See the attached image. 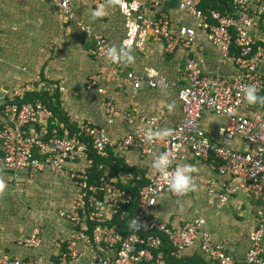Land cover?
I'll return each instance as SVG.
<instances>
[{
    "label": "built area",
    "instance_id": "obj_1",
    "mask_svg": "<svg viewBox=\"0 0 264 264\" xmlns=\"http://www.w3.org/2000/svg\"><path fill=\"white\" fill-rule=\"evenodd\" d=\"M66 20L74 22L91 43L90 55L98 62L125 73L134 89L144 83L149 89L174 88L181 104L182 119L168 128L171 134L148 142L145 132L161 130L155 118H138L118 110L110 101H103L105 123L113 124L119 116L128 123L136 122L130 133L111 140L105 130L90 122H68L75 130L58 120L40 100L24 101L27 93L55 96L63 91L57 82L36 78V83L12 87L0 101V165L12 177L24 174L64 176L77 190L69 210L60 214L70 224L68 237L58 246L57 259L43 262L40 258L18 260L0 255V264H171L163 246H170L169 256L183 261L185 253L198 248L199 258L206 264H236L223 243L214 241L204 215L184 220L169 227L154 214L158 199L164 195L183 197L169 190L171 175L187 160L205 163L212 172L204 195L214 206L222 207L237 195L250 198L255 208L246 264H264V103L249 105L243 88L255 85L264 96V0H229L223 11L202 10V0H179L178 11L184 22L177 23L162 12L156 0H121L119 12L124 20L122 45L143 50L150 39L162 44L165 54L185 52L178 82H169L154 69L142 75L126 71L124 65L112 64L105 53L111 43L94 33L76 18L72 0H45ZM100 5L105 0H88ZM201 35L220 52V63L234 68L233 78L203 73L190 50ZM91 79L99 95L104 89ZM204 112L228 118L218 131L222 140H238L243 149L211 140L201 125ZM89 148L107 158L109 152L124 154L136 150L153 158L167 152L170 158L168 175L155 173L133 193L134 184H124L103 172L92 178ZM135 202L136 212L129 218V207ZM137 220L139 230L129 227ZM23 248L42 246V232L17 243ZM181 264H192L183 262Z\"/></svg>",
    "mask_w": 264,
    "mask_h": 264
},
{
    "label": "crops",
    "instance_id": "obj_2",
    "mask_svg": "<svg viewBox=\"0 0 264 264\" xmlns=\"http://www.w3.org/2000/svg\"><path fill=\"white\" fill-rule=\"evenodd\" d=\"M120 1L105 0L100 4L104 6L105 14L98 19H92V12L100 5L88 0H72V6L78 20L119 48L125 36L124 20L118 9ZM156 1L161 4L162 12L172 16L177 23L184 22V16L178 11L179 0ZM91 47L77 25L66 20L47 1L0 0V89L4 84L12 88L36 83L37 77L47 82H57L63 87L59 94L60 110L68 122H90L104 129L111 140L126 136L136 122L128 123L123 116H119L113 124L107 125L103 106L105 100L112 102L118 110L134 115L136 121L138 118H155L161 130L172 127L182 119L181 104L174 88L149 89L143 83L140 89H134L123 71L91 57ZM131 54L135 59L124 66L126 71L142 75L152 68L169 82H178L185 52L165 54L162 44L153 38L143 50L131 48ZM190 55L199 60L203 73L228 78L236 75L233 67L220 63L218 49L200 34ZM91 79H97L104 89L102 95L97 93L95 87L89 86ZM223 121L227 123L228 118L204 112L201 125L211 140L230 147L245 148L236 139H219L218 131L226 124L218 123ZM109 157L121 159L133 171L119 169L114 173L110 166L103 164H99L98 169L109 172L110 176L124 184L143 186L156 173L151 158L140 155L136 150L124 154L111 151ZM184 164L195 168L192 176L196 187L189 192L191 198L189 195H164L153 208L154 214L169 227H177L184 220L204 215L207 229L211 232L215 228L214 236L225 239L231 234V227L224 228L218 225L219 221H213V227L211 225L216 215L214 207H221H211L205 203L204 188L212 177L211 170L205 163L190 159L180 166ZM0 185V255L7 254L22 261L35 258L45 263L55 261L58 246L68 237L70 230L69 222L60 214L69 210L77 196L72 182L64 176L50 174L35 177L21 174L14 178L0 165ZM172 198L174 200L171 202ZM35 228L42 232V246L35 249L18 246L17 243L28 238ZM231 235L229 244L223 245L236 264H246L248 237ZM199 256L195 247L185 253L183 261L188 263Z\"/></svg>",
    "mask_w": 264,
    "mask_h": 264
},
{
    "label": "clouds",
    "instance_id": "obj_3",
    "mask_svg": "<svg viewBox=\"0 0 264 264\" xmlns=\"http://www.w3.org/2000/svg\"><path fill=\"white\" fill-rule=\"evenodd\" d=\"M105 14V9L103 5L98 6L92 12V19L102 18ZM106 59L112 64L127 66L134 62V56L131 54V49L121 45L119 48L116 46H111L106 49L105 53ZM243 96L249 105H255L257 103H264V96L258 95V89L255 85H247L243 88ZM171 134L170 130L163 129L158 131H153L148 129L145 132V139L148 142H152L154 139H162ZM170 165V158L167 152L160 153L158 156L153 158L152 168L160 175H168V169ZM195 172V168L191 165L184 164L183 166H177L173 174L171 175L170 183L168 185L169 190L179 194L184 195L190 191H194L196 185L193 183L192 173ZM2 186V185H0ZM139 230L140 225L137 220L130 222L129 227H133Z\"/></svg>",
    "mask_w": 264,
    "mask_h": 264
},
{
    "label": "trees",
    "instance_id": "obj_4",
    "mask_svg": "<svg viewBox=\"0 0 264 264\" xmlns=\"http://www.w3.org/2000/svg\"><path fill=\"white\" fill-rule=\"evenodd\" d=\"M228 1L229 0H202V3L200 5V8L202 10H206V9H216L219 11H223L225 8L228 7ZM40 100L41 103L44 105L45 108L51 110L54 114V116L62 121L65 125H68V120L67 118L62 114L61 110H60V101H59V94L55 95V96H48L46 94L43 93H27L23 96L22 99L17 100L18 103L20 102H24V101H32V100ZM69 128L71 129V132H73L75 129L72 126H69ZM88 154V158H90L93 161V170L91 171V176L92 178H96L98 175H100L101 171H99L98 169H96V167L99 164H103L106 166H110L112 171H118L119 169L124 170V171H133L131 168H128L127 166H125L122 162L121 159L118 158H107V159H102L99 156H97L94 152H92V150L89 148V151L87 152ZM111 171V172H112ZM137 187H139L138 185L134 184V186H132L130 188V190L134 193L137 189ZM130 210V217H132L135 212H136V207H135V202L129 207ZM163 252L166 255V260L171 263V264H181L183 262H187V261H175L173 258H171L169 256L170 254V246H168V244L164 243L163 246ZM188 263H192V264H206L203 262V260L201 258H197V259H193Z\"/></svg>",
    "mask_w": 264,
    "mask_h": 264
},
{
    "label": "rangeland",
    "instance_id": "obj_5",
    "mask_svg": "<svg viewBox=\"0 0 264 264\" xmlns=\"http://www.w3.org/2000/svg\"><path fill=\"white\" fill-rule=\"evenodd\" d=\"M221 123H223V126L227 124L223 121L219 122L218 125H220ZM187 195H189V193ZM188 197L191 198L190 195ZM173 200L174 199L172 198L171 202ZM205 203L207 205L209 204L211 207H214L212 201L207 198ZM214 209V211H216V215L211 220L212 227L214 225L213 221H219L218 225H223L224 228H226V226L231 227L229 233L236 234L244 238L248 237V234L252 227L253 215L255 213V208L253 207V203L250 198L242 195H237L221 208L218 209L217 207H214ZM211 233L213 234L212 236H214V234L216 233L215 228L211 230ZM230 235H227L225 239H223V237L221 236L219 238H216L214 236L213 238H216L214 240L216 242L229 244V242L231 241V238L229 237Z\"/></svg>",
    "mask_w": 264,
    "mask_h": 264
},
{
    "label": "water",
    "instance_id": "obj_6",
    "mask_svg": "<svg viewBox=\"0 0 264 264\" xmlns=\"http://www.w3.org/2000/svg\"><path fill=\"white\" fill-rule=\"evenodd\" d=\"M11 90V86L4 84L2 88L0 89V101L3 100L5 97V94L8 93Z\"/></svg>",
    "mask_w": 264,
    "mask_h": 264
},
{
    "label": "bare ground",
    "instance_id": "obj_7",
    "mask_svg": "<svg viewBox=\"0 0 264 264\" xmlns=\"http://www.w3.org/2000/svg\"><path fill=\"white\" fill-rule=\"evenodd\" d=\"M93 152V151H92ZM96 154V153H95ZM98 156V155H97ZM100 157V156H99ZM100 158H102V157H100ZM107 158H109V156L107 157ZM107 158H102V159H107ZM90 159V158H89ZM92 163H93V161H92ZM94 167V166H93ZM96 169H98V166L96 167ZM92 170H93V168H92ZM91 170V171H92ZM99 170V169H98ZM91 171H90V175H91ZM100 171V170H99ZM103 172L101 171V173H100V175L102 174ZM110 174V173H109ZM100 175H98L97 177H99ZM92 177V176H91ZM96 177V178H97ZM140 187V186H139ZM138 188V187H137Z\"/></svg>",
    "mask_w": 264,
    "mask_h": 264
}]
</instances>
